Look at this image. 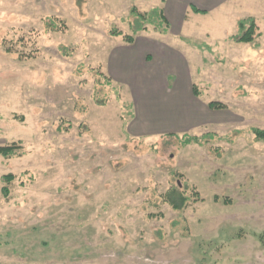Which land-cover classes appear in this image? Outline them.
<instances>
[{
    "label": "rangeland",
    "instance_id": "1",
    "mask_svg": "<svg viewBox=\"0 0 264 264\" xmlns=\"http://www.w3.org/2000/svg\"><path fill=\"white\" fill-rule=\"evenodd\" d=\"M133 7L163 8L0 0V147L24 153L0 157V264H264V142L252 132L264 130V0H228L199 28L179 26L203 43L192 87L226 107L185 133L204 143L187 147L184 133L135 132L133 89L109 74L129 50L112 33L132 35ZM249 18L255 40L239 43Z\"/></svg>",
    "mask_w": 264,
    "mask_h": 264
},
{
    "label": "crops",
    "instance_id": "2",
    "mask_svg": "<svg viewBox=\"0 0 264 264\" xmlns=\"http://www.w3.org/2000/svg\"><path fill=\"white\" fill-rule=\"evenodd\" d=\"M227 1L167 0L162 6L171 25L169 34H160V39L154 37L148 39L140 34L135 37L133 44L126 43L129 50L121 51V54L114 58L109 67V74L119 81L128 83L135 95L136 124L133 128L135 132L140 128L155 133L147 136L159 137L157 134L163 132L185 134L205 125L209 116L213 117L215 115L213 113L218 111L209 108L211 102H205L202 97L194 95L191 85L193 79L187 69L190 66V59H194L196 55L193 47L196 48L197 44L202 42L179 35L183 31H178V28L179 26H186L189 30L197 26L199 28L207 20L208 15L209 17L213 15L212 19L218 17ZM192 7L205 12V15L196 14ZM150 57L155 62L153 73L138 74L139 66H145ZM166 69H173L176 73L164 78L161 72ZM145 97L151 100H146Z\"/></svg>",
    "mask_w": 264,
    "mask_h": 264
},
{
    "label": "trees",
    "instance_id": "3",
    "mask_svg": "<svg viewBox=\"0 0 264 264\" xmlns=\"http://www.w3.org/2000/svg\"><path fill=\"white\" fill-rule=\"evenodd\" d=\"M161 1L162 4H165L167 0H161ZM192 9L196 14L205 15V12H202L195 7H193ZM130 16L134 18V22L131 25V32H132L131 36L119 32L112 33L113 37H117V38L122 37L125 43L127 44H133L135 42V37L139 36L143 32H148V28H147L148 25L153 26L156 33H160L161 35H168L169 32L171 31V25L167 20L165 16L164 8L162 7H157L146 13H141L136 7H133ZM257 29H258V24L254 18L243 19L239 22V34L233 36V39H235L239 43H247V44L252 43L255 40V33ZM193 93L196 97H200V93L196 86L193 87ZM209 108L218 111L226 109L225 105L220 102H211L209 104ZM252 132L255 136L256 141L264 142V130L255 128L252 129ZM167 136L180 138L181 135L168 134ZM183 138L184 139L182 140V143L184 147H187L191 144L204 145V143H202L203 142L202 139L196 136H190L188 134H184ZM23 156L24 153L22 147L19 144H12L8 146L0 147V157H4L6 159H12ZM12 178H13L12 176H8L7 178H5V180L8 181V179H12ZM176 195L177 193L171 192L168 195L167 202L178 210L184 206L183 205L181 207L177 206L176 203L177 200L175 199ZM180 196L182 198L183 203L186 204L185 202L186 199H184L185 197L182 195Z\"/></svg>",
    "mask_w": 264,
    "mask_h": 264
}]
</instances>
